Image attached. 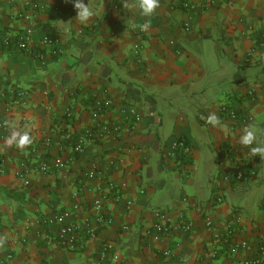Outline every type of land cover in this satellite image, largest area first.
Segmentation results:
<instances>
[{
    "label": "crops",
    "instance_id": "obj_1",
    "mask_svg": "<svg viewBox=\"0 0 264 264\" xmlns=\"http://www.w3.org/2000/svg\"><path fill=\"white\" fill-rule=\"evenodd\" d=\"M182 1L158 0L145 17L137 0H84L94 16L81 24L74 0H0V123H5L0 161L7 159L0 174V264L240 262L244 253L233 255L217 240L204 224L206 215L223 223L239 214L237 238L254 248L264 241V196L250 200L247 193L259 190L226 188L222 203L209 204L222 167L220 150L239 141L219 111L221 103L249 111L255 144L264 146V0H199L196 12ZM27 29L31 48L43 37L55 40L43 48L45 65L27 52L4 48L5 35L14 38ZM253 85H259L257 98L247 100L243 94ZM99 101L103 106L96 113ZM132 108L141 115L135 124L125 112ZM212 113L220 122L216 126L207 123ZM97 124L122 129L116 136L88 137L84 152L76 153L73 138ZM13 132L27 134L31 143L23 149L9 145ZM175 138L193 146L187 175L165 155ZM57 158L64 168L54 167ZM256 158L262 171L258 187H264V158ZM94 160L99 173L89 180L84 171ZM23 163L31 168L25 177ZM44 163L51 166L48 171L35 170ZM96 200L102 201L101 210L95 209ZM162 209L175 221L183 211L194 222L193 231L145 235ZM61 211H70L76 222L95 224L97 235L82 233L72 249L50 244L47 235L56 236L58 225L43 220ZM100 213L112 223L100 226ZM124 225L128 231H122ZM107 241L116 252L101 261ZM216 248L220 255L210 261L208 253ZM167 249L172 256H163Z\"/></svg>",
    "mask_w": 264,
    "mask_h": 264
},
{
    "label": "built area",
    "instance_id": "obj_2",
    "mask_svg": "<svg viewBox=\"0 0 264 264\" xmlns=\"http://www.w3.org/2000/svg\"><path fill=\"white\" fill-rule=\"evenodd\" d=\"M199 0H183L182 5L184 8L191 12L198 11ZM18 17L27 18L25 13H19ZM186 30H189L191 27V23L188 21L184 24ZM32 38V29H27L20 33L17 36V39L14 41L13 37L5 35L2 39V43L5 46L12 47L16 50L27 52L36 58H39L43 65H45V57L43 48L46 46H54L56 44L55 40L50 37H43L38 46L31 48L30 42ZM171 43H174L172 40ZM140 47L139 44L135 45V49L138 50ZM54 53L59 54L62 53L61 49L54 48ZM1 81V80H0ZM264 85V79L261 82ZM259 85H253L243 94V97L247 100H256L257 91ZM103 103L97 102L96 104V113L102 108ZM219 111L221 115L224 117V121L228 124L229 128L233 131H236L239 135V141L237 145H228L223 147L220 150L222 159V167L219 172L215 176L214 181V190L213 196L210 199V205L214 206L216 204H220L224 201L225 189L233 188V187H244L249 188L256 184L259 177V166L257 158L252 151L251 148L256 147L254 142L251 146H243L240 143V138L244 133L246 128H251L254 125V117L253 115L247 111L245 108L241 106H234L230 103H221L219 106ZM127 113L126 116L132 115L135 119L134 124L138 122L141 118V115L132 109L125 110ZM134 124L132 128L134 127ZM5 123H0V129L4 128ZM122 129L121 125H103L97 124L95 129L87 131L86 134L77 138L74 150L76 153H83L86 140L88 137L93 136H105V135H114L116 136ZM193 152V146L190 142L181 139L175 138L172 139L169 144L165 148V155L176 161V163L180 166V171L185 173L186 175L189 172V163L185 162V158L190 157ZM114 161H111L110 164L113 165ZM6 164L7 159L3 158L0 161V174H4L6 172ZM99 160H94L90 163V165L84 171V177L87 179H94L97 177L99 173ZM55 168H64L66 166L65 162L60 158H57L54 162ZM23 170L21 171V177H25L29 174L31 168L27 166V164L23 163ZM51 166L49 164L44 163L35 168L36 171L46 172L49 170ZM110 188L114 189L115 185L113 182H110ZM121 196H116V201H121ZM183 203L189 204V197H184L182 199ZM94 206L96 210H101L103 207L101 200H96L94 202ZM80 207L79 204H75L74 208L78 209ZM126 207L130 209L132 207V202L128 201L126 203ZM264 207V200H263ZM72 214L70 211H61L54 216L45 218L43 223L45 225H58V230L56 236L47 235V241L51 243H56L58 246L62 248H74L78 241L79 237L82 233H84L87 237H94L97 235L98 227L86 221L85 223L76 222L73 220ZM178 221L173 220V216L169 210H158L155 213V219L152 223L151 230H147V234L151 233L152 235L159 236H170L176 228L182 230L184 233H191L194 229V222L188 219L183 211L178 214ZM96 222L99 223L100 226L104 224H111L112 219L109 216H106L103 213H100L96 216ZM205 226L213 231L214 236L217 240H222L225 244H228L230 247V252L233 255H237L238 253H244V257L240 262L236 264H263L264 263V241H262L258 247L254 248L249 241L244 239L237 238V232L241 229L242 217L239 214L227 219L223 223L211 215H206L204 217ZM129 226H122V231H128ZM222 230V231H221ZM37 236L41 235V232L36 233ZM116 246L114 242L107 241L100 252L101 261H107L109 257L114 256ZM247 253V255H245ZM249 253V254H248ZM163 256L169 257L173 255L172 250H164L162 252ZM220 255L219 250L212 249L208 253V258L210 261L212 259L216 260ZM115 258L117 256L115 255ZM217 264V263H213Z\"/></svg>",
    "mask_w": 264,
    "mask_h": 264
},
{
    "label": "clouds",
    "instance_id": "obj_3",
    "mask_svg": "<svg viewBox=\"0 0 264 264\" xmlns=\"http://www.w3.org/2000/svg\"><path fill=\"white\" fill-rule=\"evenodd\" d=\"M139 12L142 16H151L158 6V0H137ZM74 6L78 10L76 19L81 24L87 23L93 16L94 11L90 8L89 3H85L84 0H74ZM149 25L145 23L142 25V29H147ZM207 123L216 126L218 125L219 119L215 113L210 114L207 117ZM15 144L23 149L27 144L31 143V140L27 134L21 135L18 132L12 133V138L8 141L9 145ZM255 142V133L251 128H246L240 138V143L243 146H251ZM251 151L257 155L259 154L264 158V146H256L251 148Z\"/></svg>",
    "mask_w": 264,
    "mask_h": 264
},
{
    "label": "rangeland",
    "instance_id": "obj_4",
    "mask_svg": "<svg viewBox=\"0 0 264 264\" xmlns=\"http://www.w3.org/2000/svg\"><path fill=\"white\" fill-rule=\"evenodd\" d=\"M261 177H262V171L260 170L259 177H258V180H257L256 184L248 189V191L249 190L250 191L251 190H259V191L247 192V193H249L248 195L250 197V200L257 198V201H258L264 196V187L263 186L258 187V184H259V182L261 180Z\"/></svg>",
    "mask_w": 264,
    "mask_h": 264
},
{
    "label": "trees",
    "instance_id": "obj_5",
    "mask_svg": "<svg viewBox=\"0 0 264 264\" xmlns=\"http://www.w3.org/2000/svg\"><path fill=\"white\" fill-rule=\"evenodd\" d=\"M16 39H17V37H14V38H13L14 41H15ZM3 46H4V48L11 49V47H9V46H5L4 44H3ZM0 83H1V82H0ZM76 140H77V138H73V144H76V143H75ZM190 157H191V156H190ZM190 157H187V158L184 159L186 163H189V162H190ZM259 170H260V168H259Z\"/></svg>",
    "mask_w": 264,
    "mask_h": 264
}]
</instances>
